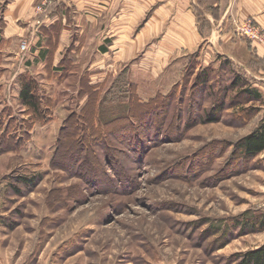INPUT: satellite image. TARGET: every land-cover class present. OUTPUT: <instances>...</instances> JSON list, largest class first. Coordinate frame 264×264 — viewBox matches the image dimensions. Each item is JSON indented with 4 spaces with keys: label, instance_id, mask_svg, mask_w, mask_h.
Listing matches in <instances>:
<instances>
[{
    "label": "rangeland",
    "instance_id": "1",
    "mask_svg": "<svg viewBox=\"0 0 264 264\" xmlns=\"http://www.w3.org/2000/svg\"><path fill=\"white\" fill-rule=\"evenodd\" d=\"M27 37L0 58V264H237L264 245L249 224L264 215V151L248 160L239 146L264 119V60L196 51L154 79L46 83L23 71ZM29 79L39 112L21 99ZM90 101L96 139L64 133Z\"/></svg>",
    "mask_w": 264,
    "mask_h": 264
},
{
    "label": "crops",
    "instance_id": "2",
    "mask_svg": "<svg viewBox=\"0 0 264 264\" xmlns=\"http://www.w3.org/2000/svg\"><path fill=\"white\" fill-rule=\"evenodd\" d=\"M40 1L0 0V58H8L4 44L32 37L23 71L46 83L65 72L93 85L130 71L154 79L196 51L205 63L264 59V47L236 29L248 17L264 27V0H51L36 24Z\"/></svg>",
    "mask_w": 264,
    "mask_h": 264
},
{
    "label": "trees",
    "instance_id": "3",
    "mask_svg": "<svg viewBox=\"0 0 264 264\" xmlns=\"http://www.w3.org/2000/svg\"><path fill=\"white\" fill-rule=\"evenodd\" d=\"M250 43L255 46L256 50H258L257 44L253 43L252 41H250ZM256 59L262 61L264 60L261 58L259 59L256 58ZM67 62L68 61H66L65 59L62 60V62L60 63V65H58V67H63V65H67ZM208 74L209 73H206L205 74L206 76L202 77L203 82L207 80ZM232 86L234 88L235 86L236 87L238 86L239 92L246 95L248 97L247 98L248 100L261 99V94L249 88V86L246 87L244 82H241V79L239 77H236L233 80ZM92 98H93V93L91 99ZM21 99L23 100L24 104L34 109L35 112L40 111L41 102L39 96H37V94L34 91V85L32 79H29L28 81L24 82V87L21 91ZM89 103L86 104V106L83 108L82 112L79 115H76V113L72 114V117H74L73 118L74 122L65 123L64 128L62 130L64 133H66V131H71L73 133V134L71 133L72 134L71 137L78 136L81 133L83 134V136H85V138H88V140H90V138L93 140L96 139V136L95 137L93 136L94 134L93 130L96 131L97 128H99L98 125H100L101 122H100V118L98 119L97 103H95L94 106L92 101H90ZM219 108L220 110H222L224 108L223 104L221 106L219 105ZM107 123L102 124L103 129L106 128L108 129ZM239 146L240 149L242 150L245 159L248 160L264 151V119L249 135L240 139ZM23 181L25 183L31 184V182L28 181L26 178H24ZM250 219H251V222L249 223L250 225L253 224L254 226H259L260 229H264V215L258 218L251 217ZM237 264H264V245L256 249L249 250L243 255H241Z\"/></svg>",
    "mask_w": 264,
    "mask_h": 264
},
{
    "label": "built area",
    "instance_id": "4",
    "mask_svg": "<svg viewBox=\"0 0 264 264\" xmlns=\"http://www.w3.org/2000/svg\"><path fill=\"white\" fill-rule=\"evenodd\" d=\"M51 0H45L43 4L39 5L36 11V16H35V23H39L41 18L40 16H42V14L47 12V6L49 5ZM36 29L37 27L34 28V30L31 31L34 33V35H36ZM237 33L242 36L245 37L247 39H249L250 41H252L255 44H259L261 46L264 47V30L260 28V25L258 24V22H256V20H254L253 18H244V19H239V21L237 22ZM29 39H32L31 37L26 38L23 43L21 44V50L23 51V53L27 50H29L30 44H29Z\"/></svg>",
    "mask_w": 264,
    "mask_h": 264
}]
</instances>
